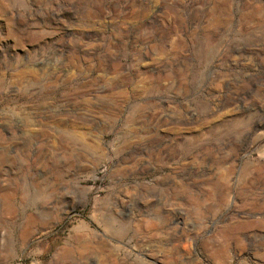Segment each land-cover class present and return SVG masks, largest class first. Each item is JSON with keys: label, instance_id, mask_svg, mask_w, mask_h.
Listing matches in <instances>:
<instances>
[{"label": "rangeland", "instance_id": "rangeland-1", "mask_svg": "<svg viewBox=\"0 0 264 264\" xmlns=\"http://www.w3.org/2000/svg\"><path fill=\"white\" fill-rule=\"evenodd\" d=\"M0 264H264V0H0Z\"/></svg>", "mask_w": 264, "mask_h": 264}]
</instances>
